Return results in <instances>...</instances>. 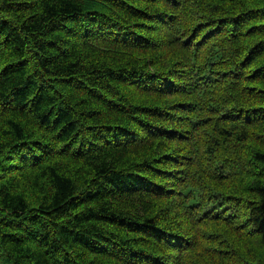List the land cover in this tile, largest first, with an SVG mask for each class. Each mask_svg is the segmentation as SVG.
Wrapping results in <instances>:
<instances>
[{
    "label": "trees",
    "instance_id": "16d2710c",
    "mask_svg": "<svg viewBox=\"0 0 264 264\" xmlns=\"http://www.w3.org/2000/svg\"><path fill=\"white\" fill-rule=\"evenodd\" d=\"M0 264H264V0H0Z\"/></svg>",
    "mask_w": 264,
    "mask_h": 264
},
{
    "label": "bare ground",
    "instance_id": "6f19581e",
    "mask_svg": "<svg viewBox=\"0 0 264 264\" xmlns=\"http://www.w3.org/2000/svg\"><path fill=\"white\" fill-rule=\"evenodd\" d=\"M231 26V25H230ZM247 31V30H246ZM242 35V34H241ZM252 91V90H251ZM255 98V97H254Z\"/></svg>",
    "mask_w": 264,
    "mask_h": 264
}]
</instances>
